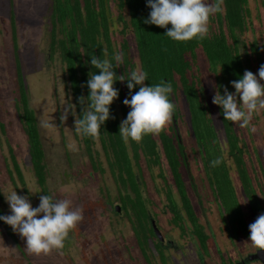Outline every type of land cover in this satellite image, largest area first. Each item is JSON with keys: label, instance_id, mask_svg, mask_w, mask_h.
Returning <instances> with one entry per match:
<instances>
[{"label": "rangeland", "instance_id": "obj_1", "mask_svg": "<svg viewBox=\"0 0 264 264\" xmlns=\"http://www.w3.org/2000/svg\"><path fill=\"white\" fill-rule=\"evenodd\" d=\"M205 2L212 1L205 0ZM263 2L264 0H248L249 15L246 18V29L240 34L242 44L248 46L254 44L257 47L258 57L251 54L249 48L241 49L242 54L251 55L249 71L257 75V78L259 68L264 64ZM114 13L115 22L112 21L114 44L117 46L123 39L128 42L130 56L137 70L139 67L133 30L130 26L124 27L120 22L121 11L117 10ZM51 14L52 0H0V208L4 215L11 214L5 197L12 191H16L20 196H27L33 208L38 207L39 197L42 195L32 177L27 137L20 119L22 111L16 106L19 101L14 58L16 52L24 79L28 107L34 112L45 154L48 171L47 187L54 200L68 199L71 201L72 209L82 210L83 219L70 231L62 249L39 256L29 254L25 250L26 240L9 226L19 247L26 255L23 257L20 248L11 238L4 235V230L0 228V264H147L140 254L131 224L124 214H114L105 205L108 201L107 192L110 194L112 208L119 205L116 200V187L108 172L100 175L92 171L83 144L75 132L77 117L74 108L66 121L60 120L64 109L73 105V101L64 66L56 53L50 59ZM214 16L215 14L210 16L207 27L211 25V18ZM11 17H13L12 22ZM121 17L126 22V15L123 14ZM13 30L15 39L12 36ZM196 59L197 67H194L189 75L199 82L213 122L220 131L219 106L212 103L217 91L215 76L210 71L209 64L200 49L196 51ZM261 83L264 84V81ZM172 101L178 110L176 128L185 150L190 175L184 164L180 172L194 212L210 238L207 241L208 255H204L197 240L190 237L189 232L181 234L178 228L171 225L172 214L167 208L164 192L167 190V183L171 188L173 187L169 167L163 160L160 167L149 171L141 161L146 181L143 196L148 201L149 214L155 220L165 242H171L163 251L167 262L168 264H220L221 255L226 261L243 258L256 250L250 244V232L248 235L239 236L235 241L225 232L211 192L204 180L200 157L191 133L186 103L181 95L176 99L173 98ZM42 120L54 126L44 128ZM233 125L241 138V147L249 164L253 163L257 171L258 177L255 176L254 186L264 212V110L258 115L254 114L248 129L240 128L234 123ZM172 126L171 120L165 128L169 135L173 134ZM252 126L255 127V132L251 131ZM220 140L222 146L226 148L222 133ZM93 148L98 152L102 166L106 168L99 144L96 143ZM12 156L21 171L24 184L17 177ZM190 176L193 178L197 195L190 185ZM172 194L177 198L174 188ZM199 205L203 208V213ZM182 214L184 215L183 212ZM258 216L249 213L248 224L253 223ZM147 254L151 264H161L160 255L152 240L148 242Z\"/></svg>", "mask_w": 264, "mask_h": 264}, {"label": "trees", "instance_id": "obj_2", "mask_svg": "<svg viewBox=\"0 0 264 264\" xmlns=\"http://www.w3.org/2000/svg\"><path fill=\"white\" fill-rule=\"evenodd\" d=\"M118 1L120 7L127 6L130 11V25L135 38L138 67L147 74L145 85H156L161 81L171 83L173 91L169 94L170 102L173 103V98L176 99L178 95L183 97L189 113L191 133L214 200L219 202L222 213L229 218L232 226L237 223L240 230H246L241 205L237 201L229 176L230 168L233 167L243 184L245 196L251 201L255 199L242 158L241 138L235 131L233 122L224 120L221 107L218 111L221 130L216 128L205 103L202 88L196 78L191 77L189 73L197 67L196 51L200 49L209 64L210 71L215 76L217 91L224 95L226 87L230 93H235L231 82L242 78L245 70L249 71L251 55L242 54L241 49L249 48L250 53L258 57V50L254 44L248 46L240 42V34L246 29V18L249 15L248 0H223L222 11L211 18V25L204 38L187 42L173 41L166 36L168 29L144 23L151 12L147 6L148 0ZM106 8H108L107 0H52L50 59L56 53L64 66L77 119L82 118L83 114L79 98L89 96V89L86 86L89 74H99V70L90 63L93 55L101 60L108 59L113 64L117 77L125 75L127 78L133 70H136L133 60L129 57L126 43L120 45L119 51L111 43L109 14ZM12 20L13 17L11 22ZM168 28L170 29L171 25ZM12 36L15 39L14 30ZM14 50L16 51V45ZM116 54H122V63L119 65L114 59ZM14 58L19 93L16 106L22 111L20 119L27 137L32 177L41 194L54 199L47 187L48 171L45 154L34 112L28 107L24 79L16 52ZM113 87L118 90L119 95L110 105V118L101 125L99 135L93 138L77 134L92 171L100 175L108 172L116 187V200L119 203L116 206H119L120 212H116L115 207L112 208L109 192L105 205L114 214H124L131 224L140 254L147 264H151L147 254L148 242L151 240L154 241V247L160 255L161 264H168L163 252L166 246L161 245L151 226L152 218L147 208L148 201L143 196L146 181L141 166L143 161L145 169L150 171L160 167L164 160L173 180V187L171 188L167 183V190L164 191L167 208L172 214L170 223L178 228L181 234L189 232L190 237H194L201 249L206 251L209 237L192 208L180 172V167L187 164L183 146L168 136L165 129L158 136H144L139 143L131 140L127 144L124 143L120 135V124L131 109L125 106L123 101L126 98L130 99L131 95L139 91L140 86H135L130 92L127 81L116 80ZM173 117H178L176 106ZM221 133L225 138L226 148L221 144ZM96 143L99 144L106 168L102 166L98 158L99 154L93 148ZM217 158H220L222 163L212 167L211 161ZM12 160L17 177L24 184L23 176L13 156ZM173 188L177 198L172 194ZM3 215L0 208V216ZM0 228L4 230V235L11 238L20 248L10 227L2 220H0ZM237 234L235 233V237ZM67 240L68 237L64 242L66 243ZM21 254L26 257L24 252Z\"/></svg>", "mask_w": 264, "mask_h": 264}, {"label": "clouds", "instance_id": "obj_3", "mask_svg": "<svg viewBox=\"0 0 264 264\" xmlns=\"http://www.w3.org/2000/svg\"><path fill=\"white\" fill-rule=\"evenodd\" d=\"M223 0H148L151 9L145 24L168 29L166 36L176 42H187L193 39H203L208 32L210 16L222 11ZM171 25L169 29L168 26ZM117 65L122 63V54L114 56ZM92 67L99 70V74L90 73L87 81L89 96H81L79 103L82 107V118L75 119V132L89 137H97L103 125L109 118L110 105L118 98V90L113 85L116 80L127 81L131 90L139 85V91L126 98L123 103L131 110L120 124V135L124 143L129 140L139 143L144 136H158L171 122L174 104L169 100L172 93L171 83L161 81L159 84L146 86L147 74L142 70H133L126 78L117 77L114 66L108 59L101 60L95 55L90 61ZM264 64L257 75L245 70L243 77L232 81L235 93L224 88V95L215 92L212 103L222 108L224 120L237 124L238 127L248 129L254 114L264 110ZM85 101H88L85 103ZM74 105L64 109L60 116L61 122L66 121L72 113ZM42 127H53L51 123L42 120ZM255 127L251 131L255 132ZM222 163L220 158L211 161L216 167ZM10 207V215L0 216L5 224L26 240L25 250L29 254L47 255L53 250L64 247L71 230L83 219L82 210L72 209L68 199L54 200L51 196L41 195L38 207L33 208L27 196H20L12 191L6 197ZM249 241L251 246L264 253V214H260L249 225ZM260 264V262H257Z\"/></svg>", "mask_w": 264, "mask_h": 264}, {"label": "flooded vegetation", "instance_id": "obj_4", "mask_svg": "<svg viewBox=\"0 0 264 264\" xmlns=\"http://www.w3.org/2000/svg\"><path fill=\"white\" fill-rule=\"evenodd\" d=\"M107 3H108V8L107 9V12H108V17H109V24H110V30H109V37H110V40H111V43L113 46H115V48L118 49L119 51V48H120V45L123 44V43H126L127 47H128V54H129V57L132 59V57L130 56V47L128 45V42L126 40H122L121 42L118 43V45L116 46L114 44V41L112 39V28L114 27V22L115 20H113L115 17H114V11H117L119 10V12L121 11L122 15L125 14L126 17H127V20L126 22L123 20V18L121 17L122 15H119V20L120 22L123 24L124 27H127V26H130V28L132 29L131 25H130V11L129 9L127 8V6H122L120 7V2L118 0H107ZM114 21V22H112ZM134 34V33H133ZM257 48V47H256ZM136 53H137V50H136ZM137 59H138V56H137ZM176 121H177V118H174L173 115H172V132L173 134L172 135H169L167 133V131L165 130V132L167 133L168 136L172 137V139L176 142H179L181 144V139L179 137V133H178V129L176 128L177 127V124H176ZM157 138V137H155ZM182 145V144H181ZM241 145V143H240ZM183 146V145H182ZM183 153L185 154V150H184V147H183ZM197 153H198V150H197ZM199 155V154H198ZM185 158H186V155H185ZM243 161L246 165V170H247V173H248V177L250 178V187L254 190V196H255V199H257V201H254V200H249L248 197L245 196L244 194V191H243V184L242 182L239 180V176L238 174L236 173V171L232 168H230V171H229V176H230V180H231V184L234 186V189H235V193H236V197H237V201L239 202V204L241 205V211H242V218L245 222V225H246V230H240L238 228V224H234V226H232V224L230 223V220L228 217H226L223 213H222V210H221V205L219 204V202L215 201L214 200V196H213V192L211 190V187L209 186L208 184V181H207V178H206V174H205V171H204V168L201 164V169L203 171V174H204V180H206V183L208 185V188L211 192V196H212V199H213V202L215 203L216 205V208H217V211H218V214H219V218H220V221L222 222L223 226H224V229H225V232L228 233V237L235 241L239 236L241 235H248L249 234V224H248V216H249V213L251 214H264L263 212V208H262V205H261V202L259 200V197H258V192L254 186V180H255V176L258 177L256 174H257V171L253 165V163H251V165L249 164V160L248 158H246V155L243 151ZM187 161V160H186ZM201 163V161H200ZM258 165H260V161L258 160ZM184 167L187 169V172L189 173L190 175V171H189V165H188V162L186 165H184ZM181 168V167H180ZM264 175V174H263ZM182 176V174H181ZM182 179H183V176H182ZM190 185L192 186V189L195 191V195H197V192H196V188H195V185L193 184V178L190 176ZM184 181V180H183ZM185 183V181H184ZM185 187H186V184H185ZM186 192H187V188H186ZM188 195V193H187ZM198 197V196H197ZM189 198V196H188ZM241 199L243 201H241ZM190 200V199H189ZM256 202V203H255ZM191 205H192V202L190 201ZM255 203V204H254ZM192 208L194 210V207L192 205ZM199 209L201 210V213H203V208L201 207V205H199ZM154 222L155 223V220L154 219H151L150 222ZM201 224V223H200ZM156 225V223H155ZM202 225V224H201ZM152 226V224H151ZM203 226V225H202ZM157 227V225H156ZM158 228V227H157ZM204 228V226H203ZM159 230V228H158ZM154 232V231H153ZM205 232V230H204ZM159 233H161L159 231ZM206 233V232H205ZM235 233H238L237 236L235 237ZM209 237V235H208ZM163 238V236H162ZM210 238V237H209ZM208 238V240H209ZM158 239V238H157ZM159 240V239H158ZM207 240V241H208ZM161 245H163L164 247L167 245L169 246L171 244V242H165V239L163 238L162 240H159ZM207 246H206V251L201 249V252L204 254V255H208V252H207ZM201 253V254H202ZM200 254V255H201ZM219 255L220 252H219ZM220 260H221V263L220 264H257V262H260V264H264V253H258L257 250H255L253 253H249L247 254L245 257L243 258H240L238 260H232V259H228L227 261L222 257H220Z\"/></svg>", "mask_w": 264, "mask_h": 264}, {"label": "water", "instance_id": "obj_5", "mask_svg": "<svg viewBox=\"0 0 264 264\" xmlns=\"http://www.w3.org/2000/svg\"><path fill=\"white\" fill-rule=\"evenodd\" d=\"M115 210H116V212H120V208H119V206H115ZM151 224H152V229H153V231H154L155 236H156L159 240H162V239H163V238H162V235H161V233H159V230H158V228L156 227L155 223L152 221Z\"/></svg>", "mask_w": 264, "mask_h": 264}]
</instances>
